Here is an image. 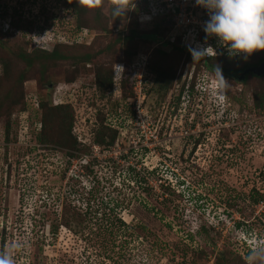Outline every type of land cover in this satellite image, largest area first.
I'll use <instances>...</instances> for the list:
<instances>
[{"label": "rangeland", "instance_id": "obj_1", "mask_svg": "<svg viewBox=\"0 0 264 264\" xmlns=\"http://www.w3.org/2000/svg\"><path fill=\"white\" fill-rule=\"evenodd\" d=\"M138 13L0 0V254L15 264H189L200 248L198 264H264L253 248L264 236V73L223 75L221 101L215 73ZM52 48L60 57L44 53ZM139 56L137 81L129 65ZM155 69L173 77L155 82ZM186 86L195 94L183 100ZM41 118L43 151L30 137ZM102 127L115 131L109 145L94 141ZM64 130L75 149L53 144L70 138Z\"/></svg>", "mask_w": 264, "mask_h": 264}, {"label": "clouds", "instance_id": "obj_2", "mask_svg": "<svg viewBox=\"0 0 264 264\" xmlns=\"http://www.w3.org/2000/svg\"><path fill=\"white\" fill-rule=\"evenodd\" d=\"M77 3L88 10H95L107 4L115 18L125 16L137 6L135 0H77ZM195 3L207 10L208 19L203 25L206 38L215 37L218 43L226 48L230 57L240 56L247 59L254 52L264 50V0H195ZM189 52L193 59L216 55L212 46L190 47ZM116 70L123 76L122 65L114 64V74ZM215 75L218 98L224 101L228 81L218 64L215 66ZM197 79L196 84L199 81ZM32 146L37 144L33 143ZM0 264L15 262L10 253H4L0 254Z\"/></svg>", "mask_w": 264, "mask_h": 264}, {"label": "built area", "instance_id": "obj_3", "mask_svg": "<svg viewBox=\"0 0 264 264\" xmlns=\"http://www.w3.org/2000/svg\"><path fill=\"white\" fill-rule=\"evenodd\" d=\"M135 2L136 5L139 6V15H136V17L141 18L142 20H150L154 15L165 16V19L169 20V22L171 23V32H176V34L179 36L181 45L187 48H196L198 46H212L216 51V55L220 53L226 54V48L222 47L215 37L206 38L205 32L203 31V25L204 22L208 19L207 10L201 6L196 5L195 0H135ZM143 6H145V9L143 8ZM5 29L7 28L5 27ZM137 60L141 63L143 69H138L139 62ZM137 60L132 61L129 67L132 69L133 72H138L137 81H140V76L144 77L145 74V61L144 58L141 56H139ZM198 88L199 89H195L196 92L201 93L202 90L200 85ZM185 97L187 96L185 92H183V96H181V98L183 100H186ZM137 125L139 130L138 136H142L144 140H150L151 138L153 139V141L156 140V135L151 134L148 130V123L146 125L137 123ZM24 128L26 129V126ZM144 130H146V132H144ZM171 131L172 126L170 125L169 130L167 132V137H170ZM147 134L149 135V137H147ZM134 144L132 145L133 147H135ZM97 149L98 147H96V145H92L91 155L89 156L90 159L95 157L99 158L96 155ZM89 158L87 157L86 159ZM83 164H87V162L84 161ZM72 168H75L73 163L70 164L69 170H71ZM145 178L150 179V177L148 178V176H145ZM148 181L147 183L145 182L147 186L149 185ZM160 192L162 193L163 191L161 190ZM255 237L256 239H258L259 243L253 248L257 250L261 249L262 247L260 246L262 245L264 247V236L257 237L256 235ZM252 244H254V241H252Z\"/></svg>", "mask_w": 264, "mask_h": 264}, {"label": "trees", "instance_id": "obj_4", "mask_svg": "<svg viewBox=\"0 0 264 264\" xmlns=\"http://www.w3.org/2000/svg\"><path fill=\"white\" fill-rule=\"evenodd\" d=\"M145 6H143L144 9H145ZM138 10H139V8H138V6H136V9L133 10V12H136ZM151 19L153 20L152 21V24L153 25L152 24L151 25L153 27L155 26V29H158L157 27H159V24H161L163 26L164 29L162 28V32L165 33V37H164L165 41H164V44L169 45L171 48H173L174 50H176V52H183V51H185V53H187L188 55L192 56L191 53L189 52V48H187L185 46L183 47V45H181V43L179 41V36L176 34V32H171V23L169 22V20H166L165 19V16H163V15L162 16H156V15H154ZM162 22L164 24H162ZM132 37H133V31H130V33H129V35L127 37L120 36V39H124V38L131 39ZM156 37H158V39L161 38V36H158V35H156L155 38ZM69 43H71V42H69ZM56 44H59V43L57 42ZM156 50H159V49L157 48ZM263 51L264 50L259 51L258 52V55L256 57L253 55L255 53L254 52L252 54L253 57L252 58H247V59H243L240 56L230 57L229 55L221 54L220 53V54H217V55H208V56H205L203 58H201V57H194V60H195V64H198L199 62H202V64L206 68V70L212 71L214 73H215V66H216V64H218L221 67L222 70L235 71L236 73H238L240 71V69H242L245 65L249 64L252 59L257 58V57L258 58L261 57V54L263 53ZM44 53L47 54L49 57L50 56H52V57H60V55H58V52L54 48H52L47 53L46 52H44ZM161 53H163V52H161ZM84 59H88V55H85L84 56ZM230 62H232L236 66H234V67L231 68L230 66H228V64ZM120 64L124 68V73H123V76H124L125 73H127L129 69L127 70L126 64H124L122 61H121ZM111 70L113 71V68ZM112 71H111V75H112ZM113 73H114V71H113ZM153 73H154L153 78H154V81L155 82H159V79L164 82V81H166L168 79H171L173 77V74L167 75L164 72H161L160 69L159 70L155 69ZM247 75H253V74H251V73L246 74L244 76L245 79H246ZM123 76H121L120 73L118 74V78H119L120 81H122V77ZM253 76H255V75H253ZM108 81H109V78H108ZM186 87L187 88L183 92H185V94L187 96L186 99H188L189 96L193 95L194 93L192 91V86H190L189 88H188V86H186ZM179 89H181V88H179ZM181 92H182V90H181ZM257 105H259V104H257ZM53 106H56V105L53 104ZM57 107L58 108H63V107L65 108V106H63V105H57ZM58 120H60V122H61V116L58 118ZM68 124L69 123L66 124L67 129L70 128V125H68ZM11 125H12V123L10 122V120H8V123L6 124V127H5V134H7V132L9 131V128H10ZM36 128L37 129L34 132H32V134L30 135V137H31L32 143L37 144V146H32L31 149H38L40 151H43L44 149L46 150L47 148H46L45 145H48L47 143H50V142L45 138V121L42 118L38 120V127H36ZM102 128L103 129L101 131H99L100 134L96 138H94V141H95V143H98V144H102L103 143L104 145H109V144L112 143V141L114 139L115 131L109 129L111 131L106 136L104 134L106 133V131L109 132V130H107L108 127H102ZM65 132H66V134L68 132V136L70 138H67V139L65 138L62 142H54L53 144L56 145L55 147H57V149L70 148V147H67V146L74 147V149H75L77 147V143L75 142L76 140L74 138V135H72L73 137H71L70 134H69V130L68 131H65ZM51 146H53V145H51ZM68 154H71V153H68ZM150 175H149V177H150ZM141 178L144 179V176H142ZM237 224H239L238 221L236 222V225ZM197 229H199V231H201L204 234V232L206 231V227H205V224H204V221L203 220H200L199 221V223L197 225ZM263 251H264V249H257V250H255V254L256 253L263 252ZM193 254L195 255L194 257H196V258H193ZM199 254L202 256V258L204 256H206V254L203 253V249H200L199 248L198 250H193L192 255L190 254L191 258L189 260L186 259V262H189V264H198V261L197 260H198V257L200 256ZM219 255H220V253H219ZM218 257L219 256H217V258ZM199 260H201V259H199ZM180 264H183V263H180Z\"/></svg>", "mask_w": 264, "mask_h": 264}, {"label": "flooded vegetation", "instance_id": "obj_5", "mask_svg": "<svg viewBox=\"0 0 264 264\" xmlns=\"http://www.w3.org/2000/svg\"><path fill=\"white\" fill-rule=\"evenodd\" d=\"M264 59V51H263V53L261 54V57H257V58H254V59H252L251 61H250V63L249 64H247V65H245L242 69H240V71L238 72V73H236L235 71H227V70H222V73H223V75L224 76H228V75H232V76H235L236 78V80L237 81H239V82H241V81H243L245 78H244V76L246 75V74H248V73H251V72H246V73H244L242 76L240 75V73H241V71L245 68V67H247V66H252V65H256V64H258L260 61H262ZM238 74V75H237ZM252 74V73H251ZM263 74V73H262ZM253 75H255V74H253ZM255 76H257V75H255ZM124 152L123 153H125L126 151L125 150H123Z\"/></svg>", "mask_w": 264, "mask_h": 264}, {"label": "water", "instance_id": "obj_6", "mask_svg": "<svg viewBox=\"0 0 264 264\" xmlns=\"http://www.w3.org/2000/svg\"><path fill=\"white\" fill-rule=\"evenodd\" d=\"M246 72H251L252 74H255V75H260V74L264 73V59L256 65L245 67L241 71L240 75L242 76Z\"/></svg>", "mask_w": 264, "mask_h": 264}]
</instances>
